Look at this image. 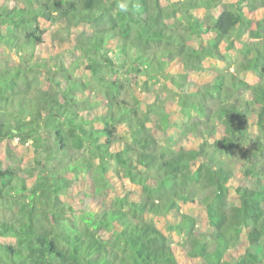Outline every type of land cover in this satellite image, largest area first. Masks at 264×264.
Wrapping results in <instances>:
<instances>
[{
    "label": "trees",
    "instance_id": "obj_1",
    "mask_svg": "<svg viewBox=\"0 0 264 264\" xmlns=\"http://www.w3.org/2000/svg\"><path fill=\"white\" fill-rule=\"evenodd\" d=\"M2 47L0 264H264V0H0Z\"/></svg>",
    "mask_w": 264,
    "mask_h": 264
},
{
    "label": "rangeland",
    "instance_id": "obj_2",
    "mask_svg": "<svg viewBox=\"0 0 264 264\" xmlns=\"http://www.w3.org/2000/svg\"><path fill=\"white\" fill-rule=\"evenodd\" d=\"M0 53H5V51L3 50V47L2 48H0ZM9 53V51L7 52V54ZM11 55V57L12 58H17V56L16 55H14V54H10ZM250 79V78H249ZM250 81L251 82H254V80L253 79H250ZM32 93L34 92L35 93V90H33V91H31ZM16 143V140L15 141H12V143H11V145L10 144H8V146H13L14 144ZM23 150L24 149H22V147H17V149H16V152H17V154L18 155H21L22 153H23ZM0 154H1V156L5 159V160H8V158H7V154H6V148L5 147H2V149H1V151H0ZM234 159H235V162L238 164L239 163V159H240V156L239 155H235V157H234ZM238 161V162H237ZM237 176L239 177V180H238V178H236V180H238L239 182H241L240 180H242L241 178H242V176H241V173H240V171H237ZM231 192V197L232 198H235V196H234V194H233V192H232V190L230 191ZM201 218L199 219L200 221H203L204 220V216H200ZM243 242H245V238H243ZM243 246H240V248L239 249H241Z\"/></svg>",
    "mask_w": 264,
    "mask_h": 264
}]
</instances>
